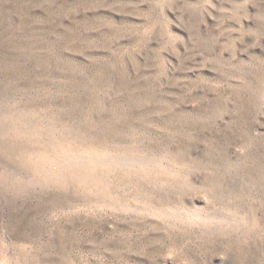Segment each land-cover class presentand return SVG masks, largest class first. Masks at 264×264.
Returning <instances> with one entry per match:
<instances>
[{"label": "clouds", "instance_id": "9594fccd", "mask_svg": "<svg viewBox=\"0 0 264 264\" xmlns=\"http://www.w3.org/2000/svg\"><path fill=\"white\" fill-rule=\"evenodd\" d=\"M0 264H264V0H0Z\"/></svg>", "mask_w": 264, "mask_h": 264}, {"label": "rangeland", "instance_id": "374dc122", "mask_svg": "<svg viewBox=\"0 0 264 264\" xmlns=\"http://www.w3.org/2000/svg\"><path fill=\"white\" fill-rule=\"evenodd\" d=\"M102 15H107V14H102ZM93 16V14H89V18H91Z\"/></svg>", "mask_w": 264, "mask_h": 264}]
</instances>
